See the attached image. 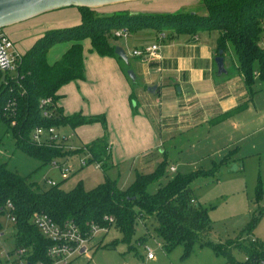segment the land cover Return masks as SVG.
Segmentation results:
<instances>
[{"label": "trees", "instance_id": "16d2710c", "mask_svg": "<svg viewBox=\"0 0 264 264\" xmlns=\"http://www.w3.org/2000/svg\"><path fill=\"white\" fill-rule=\"evenodd\" d=\"M202 2L207 8L206 14L181 10L160 14L97 15V8H77L81 14L79 24L48 30L22 54L16 74L8 75L0 84V125L5 123L8 126L17 148L40 160L43 165L57 162L61 166L70 155L85 153L87 149L92 154L90 164L98 161L107 172L111 167V144L107 136L69 151L65 149V144L55 142L38 145L32 140V132L38 126L76 128L98 121L107 127L103 115L88 117L75 113L65 116L58 106L61 98L59 92L70 82L85 79L83 41L90 39L93 51L100 56L118 57L115 53L117 45L112 41L118 39L116 32L121 29H126L129 34L145 29L166 32L170 40L178 39L181 35L189 36L190 40L202 31H218L217 52L222 49L225 53L229 43L234 45L238 57L237 69L248 87L254 84L257 73L264 81V0ZM62 42H71V46L61 59L50 63V50ZM48 97L54 100V104L42 108L41 99ZM134 99L132 95V102ZM13 101L16 102V115L9 117L6 106ZM44 110L50 111L51 115L45 116ZM13 120L16 121L15 125L12 124ZM168 166L169 161L164 160L153 172L138 173L127 188L120 187L116 179L107 175L106 181L94 189L86 190L80 184L71 191H65L59 184L40 189L28 176H22L9 169L6 163H0V207L9 199L13 201L17 216V245L33 248L30 257L33 263L49 261L46 250L51 242L32 222L35 212H45L57 222L71 218L81 226L90 221L105 224V216L112 215L116 222L111 228L120 231L128 242L136 236L142 224L147 231L136 237L141 244L149 233L147 221L151 220V227L161 238L166 252L180 245L190 249L194 244L201 243L234 264L231 247L208 238L211 232L210 214L208 209L196 202L193 190L196 180L214 176L216 169L176 173L170 177ZM164 178H167L166 182H162ZM154 183H158L159 187L155 192H150L149 187ZM259 220L260 217H254L247 228L253 229ZM2 228L0 219V230ZM246 248L249 253L257 251L253 247Z\"/></svg>", "mask_w": 264, "mask_h": 264}, {"label": "rangeland", "instance_id": "374dc122", "mask_svg": "<svg viewBox=\"0 0 264 264\" xmlns=\"http://www.w3.org/2000/svg\"><path fill=\"white\" fill-rule=\"evenodd\" d=\"M64 9L67 10L51 11L31 21L51 19V22L57 23L55 28L71 27L80 23L79 19L76 21V15L72 12H79L77 8ZM181 10H194L199 14L207 13L202 0H138L100 7L95 13L97 15L160 14ZM43 25L46 23L44 22ZM40 26L42 25L40 24L39 27L30 30L20 38L17 43L20 53L27 52L33 36L38 35ZM157 34L159 33L152 29H145L112 41L114 45L122 46L127 53L129 62L120 60L126 73L132 70L136 75V80L130 78L135 94L133 103L143 106L147 112L154 108L158 111L162 100L165 102L171 100L169 94L161 99L159 93L149 91L151 85L146 87L148 79L155 76L160 83V72L149 71L147 66L149 61H143L133 54L136 49L148 47L153 43L160 44L161 48L170 44V39L160 40ZM199 37L200 39L194 43H217L219 32L202 31ZM189 38L187 35H181L174 40V43H187ZM83 44L85 61L92 62L97 56V53L93 51L92 42L86 39ZM69 46L71 42L54 45L48 55L49 62L53 64L58 61ZM224 57L226 69L233 74L238 65V57L232 43L228 44ZM256 70L258 71V65H256ZM15 74V71L0 70V84L8 75ZM226 77L228 74L221 76L220 80H225ZM246 91L248 107L240 114L229 118L221 126L202 121L190 129L181 128L177 137H170L160 142L159 148L154 149L156 156L162 158H164L163 152L165 151L169 166L170 164L179 165L177 172L216 169L214 176L196 180L193 190L197 203L208 209L210 214L211 232L208 238L228 248L231 247L234 264H240L245 255L249 253L246 247L264 251V81L256 75L254 84L251 88H246ZM142 94L145 96L140 97ZM191 95L186 92L184 94L179 91L174 92L173 100L188 104L187 100ZM205 100L207 99L197 98L196 105ZM188 109L191 112V107ZM236 122L239 129L233 127ZM59 132L67 136L68 142L72 145L81 142L77 129L75 132L69 126H62ZM83 155L84 153L79 152L69 156L73 160V171L66 177L60 167L53 163L43 165L40 160L17 148L8 126L5 123L0 125V163H6L9 169L22 176H28L32 182L38 184L40 189L52 187L47 182L48 179L57 182L59 187L65 191H71L80 184L86 190H91L104 183L107 173L102 168L96 167L95 163L83 168L78 166L79 156ZM116 162L124 165H122L118 184H131L136 179L137 170L140 169L139 156L129 161L117 158ZM169 166L167 173L172 177L177 172H169ZM108 176L113 177L110 172ZM166 181L167 178L162 179V182ZM158 187V183H154L149 187V191L155 192ZM254 217H260V220L253 229L249 230L248 224ZM1 221L3 228L0 230V253L12 252L17 246L14 224L5 217L1 218ZM151 222V220L147 221L149 233L143 244L136 240V237L144 235L147 231L142 224L139 225L138 233L130 242L124 239L120 231L112 227L109 233L100 235L93 241L95 245L90 249L89 255H79L71 264H150L145 259L147 246L155 252L156 264H231L225 256L218 255L213 249L201 243L194 244L190 249L180 245L171 252H165L162 240L154 233ZM3 232L4 234L1 235ZM7 263V259L0 256V264Z\"/></svg>", "mask_w": 264, "mask_h": 264}, {"label": "crops", "instance_id": "0c3cea01", "mask_svg": "<svg viewBox=\"0 0 264 264\" xmlns=\"http://www.w3.org/2000/svg\"><path fill=\"white\" fill-rule=\"evenodd\" d=\"M72 12L76 15V21L79 19L78 21L81 22L80 12ZM37 18L39 17L31 20ZM31 20L5 29L16 46L21 37L39 27L40 24L42 26H40L39 36H33L29 48L48 30L56 29L57 23L51 22V19L36 22ZM44 22L46 25H43ZM195 41V38H191L187 43H174V40H170V44L160 49L159 58L149 61L148 70L160 72V83L155 76H151L146 87L156 84L157 90L150 92L159 93L161 99L169 94L171 99L168 102L162 100L158 111L154 108L147 112L143 106L132 102L131 97L135 96L134 89L119 57L97 54L92 62L85 61L84 80L70 82L60 90L61 98L58 106L61 107L65 116L75 113H82L88 117L105 116L107 127L98 121L71 128L79 132L81 142L74 145L78 147H83L104 136L108 137L111 144L109 161L111 167L106 173L108 175L110 172L112 179L119 180L124 166L116 162L117 158L129 161L139 156L141 163L137 173L153 172L161 162L169 161L165 151L164 158L154 153V149L159 148L160 142L170 137L175 138L181 128L190 129L202 121L221 126L229 118L240 114L248 107L246 88L250 87L237 67L234 75L230 74L228 69V77L220 80L223 75H218V68L215 67L218 39L217 43H194ZM257 76H259L258 73ZM167 79L171 80L167 81ZM178 91L181 94L185 92L192 94L187 100L188 104L173 100L174 92L178 93ZM144 96V94L140 95V97ZM197 98L207 100L196 105ZM192 104H194L193 107ZM233 127L239 129L237 122ZM71 162H73L72 159ZM172 167L176 168L174 172L179 170V165L170 164V171ZM129 185L130 183H127L120 187L127 188ZM145 259L150 264H156L157 257L155 255L153 259H148L146 252Z\"/></svg>", "mask_w": 264, "mask_h": 264}, {"label": "built area", "instance_id": "2783aa9c", "mask_svg": "<svg viewBox=\"0 0 264 264\" xmlns=\"http://www.w3.org/2000/svg\"><path fill=\"white\" fill-rule=\"evenodd\" d=\"M129 32L126 29H121L116 32L117 37L128 36ZM158 38L160 40L167 39V33H159ZM198 40L199 35L194 37ZM161 45L153 43L148 47L142 49H136L134 56L140 58L143 61H151L159 58ZM22 60V53L19 52L15 42L10 38L5 29H0V70L4 71L6 64L8 65V71H15L20 65ZM54 104V100L51 97L41 99L40 106L42 108L48 105ZM6 113L9 117L16 115V102H10L6 106ZM45 116H50L51 112L44 110ZM12 124L15 125L16 121L13 120ZM32 140L38 145H46L50 142L59 144H65V149L74 151L80 147L74 146L68 142V138L65 135L60 134L57 127H42L38 126L32 132ZM86 152L83 156L79 157V166L84 167L90 164L92 154L85 149ZM96 167L101 168V163L94 161ZM57 167H60L66 177L73 171L71 158H68L61 166L57 162H53ZM171 171H176L175 167L171 168ZM47 182L56 186L58 183L52 179H48ZM16 207L12 200H7L4 206L0 207V219L5 217L7 220L14 224L15 232L17 225V216L15 214ZM105 224H100L95 221L87 222L85 226H81L74 219H67L64 222L55 221L49 214L45 212H35L32 216V222L43 236L48 239L51 244L46 250V255L49 261H39L33 264H71V262L79 255H89L92 248L93 241L100 235H106L109 233L111 226L116 222L112 215H106ZM4 232L1 234L3 235ZM147 258L153 259L155 252L146 247ZM33 254V248L27 246L17 245L12 252L3 251L0 253L1 257H5L8 261L7 264H29L30 257ZM240 264H264V251L257 249L256 252L247 253L244 260Z\"/></svg>", "mask_w": 264, "mask_h": 264}, {"label": "water", "instance_id": "95a60500", "mask_svg": "<svg viewBox=\"0 0 264 264\" xmlns=\"http://www.w3.org/2000/svg\"><path fill=\"white\" fill-rule=\"evenodd\" d=\"M131 1L138 0H0V29H5L48 12L64 8H100ZM115 53L124 61L129 62L127 53L122 46H116ZM215 62L218 68V75L221 76L228 73L225 66L224 50H219ZM8 69V65L6 64L4 70L8 71ZM128 75L131 79L136 80L134 71H129ZM156 90V85L149 87V91L155 92ZM29 264L33 263L30 262Z\"/></svg>", "mask_w": 264, "mask_h": 264}]
</instances>
